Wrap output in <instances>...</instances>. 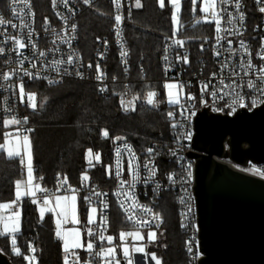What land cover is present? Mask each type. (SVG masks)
Listing matches in <instances>:
<instances>
[{
	"label": "built area",
	"instance_id": "2783aa9c",
	"mask_svg": "<svg viewBox=\"0 0 264 264\" xmlns=\"http://www.w3.org/2000/svg\"><path fill=\"white\" fill-rule=\"evenodd\" d=\"M98 1L110 8L111 26L107 35L96 39L90 60H87L80 48L79 23L83 11L92 8ZM250 2L253 14L249 13L251 8L244 0H229L224 5L221 0H216L215 15L210 13L211 22L208 24L211 36L201 40L197 51L191 47L192 41L183 36L171 34L162 39L160 81L163 87L168 83L173 84L179 93L178 106L170 108L167 115L171 140L166 148V159L170 169L159 168L153 146L138 153L129 142L116 138L111 148L108 177L112 185L109 189L97 187L88 180L73 188L59 175L50 186H46L41 177L32 180L37 191L32 199H26L35 204L42 205L46 198L55 196L77 195L86 206L96 209V219L82 224L84 247L65 253L64 264H116L111 250L117 249L120 242H107L110 203H114L128 225L122 230L123 243L131 244L134 231L155 232L157 225H160L162 218L156 209L159 197L164 193L172 198L177 226L184 240L186 264H198L202 253L193 193L194 160L186 153L193 151V118L197 111L209 106L208 113L232 116L237 109L244 108L251 112L264 102V82L260 79L264 77V11H261L264 0ZM134 9V0H49V15L39 19L30 0H17L15 4L13 0H0V19L6 22L0 25V47L4 49L0 53V126L5 129L4 137L22 141L30 134L27 112L34 109L35 98L26 90L30 82H41L47 87L65 82L90 84L102 99L118 95L122 113H130L137 101L143 103V99H139L132 90V81L126 77L130 53L125 30ZM241 15L242 20L239 19ZM117 16L120 17L119 21ZM12 24L17 27L12 28ZM28 32L32 33L30 40L26 36ZM228 41H231L230 45ZM229 47L232 52L226 50ZM217 52L221 54L217 55ZM39 53L44 55L40 56ZM69 56L72 57V64L67 63ZM112 56L124 78L111 74L109 62ZM241 63L243 68L240 67ZM25 72L32 73V77L25 76ZM233 72L238 75L233 76ZM97 76H101V79L97 80ZM249 80L255 83V88L247 87ZM233 81L238 87H227ZM213 92L216 95H212ZM237 93L244 97V106L233 103ZM252 100L257 101L256 106L252 105ZM167 107L165 100L159 104V108ZM170 112L172 115H169ZM126 146L136 157L135 178L128 169L129 154L124 151ZM117 148L121 149L120 176L116 175ZM149 149H152L151 153ZM18 158L22 165L23 160ZM220 160L239 172L264 180V163L247 162L248 166H242L234 164L227 157ZM145 164L154 169V175L150 176ZM31 171H34L33 166ZM90 195L91 202L85 199ZM19 211L20 201L11 207L12 213L18 214ZM88 243L93 244L91 249L87 248Z\"/></svg>",
	"mask_w": 264,
	"mask_h": 264
},
{
	"label": "trees",
	"instance_id": "16d2710c",
	"mask_svg": "<svg viewBox=\"0 0 264 264\" xmlns=\"http://www.w3.org/2000/svg\"><path fill=\"white\" fill-rule=\"evenodd\" d=\"M39 19L49 15V0H30ZM252 6L250 0H244ZM132 13L126 25L125 37L130 53L129 71L126 77L132 81L134 93L143 97L130 113H122L118 95L100 98L90 84L65 82L47 87L41 82L28 83L26 90L36 98L35 108L27 112L32 146L34 177H41L46 186L54 183L56 175L77 188L87 176L90 184L109 189L111 180L106 168L110 164L113 140L122 138L138 153L153 146L156 163L161 170L170 169L166 148L171 140V126L167 118L169 107L148 105L146 95L153 93L154 102L164 100V87L160 81L159 61L162 39L171 35L170 8L157 0H139L141 7ZM185 26L178 35L192 41L194 51L202 39L211 36L209 25L192 26L189 5L184 7ZM111 26L110 8L101 1L85 11L80 18V48L85 59L90 60L97 38L107 35ZM110 72L118 78L125 75L112 56ZM107 133V135H105ZM4 128L0 126V144ZM99 155V162L88 168L87 152ZM23 177L18 157H6L0 151V204L14 199L15 186ZM81 199V197H80ZM82 200V199H81ZM83 201V200H82ZM84 205V204H83ZM83 205L79 216L84 219ZM110 231L115 236L127 228L122 215L113 202L110 203ZM156 212L162 221L156 229V239L148 248L160 259V264H186L183 252V236L177 226V215L170 194H161ZM20 230L10 237L0 235V252L11 264H27L30 254L35 264H64V252L55 238L52 218L49 214L40 218L36 206L28 199L20 201ZM16 250V252H14Z\"/></svg>",
	"mask_w": 264,
	"mask_h": 264
},
{
	"label": "water",
	"instance_id": "95a60500",
	"mask_svg": "<svg viewBox=\"0 0 264 264\" xmlns=\"http://www.w3.org/2000/svg\"><path fill=\"white\" fill-rule=\"evenodd\" d=\"M207 110L193 118V151L186 153L194 160L198 264H264V180L220 160L264 163V102L232 116ZM0 264H11L1 252Z\"/></svg>",
	"mask_w": 264,
	"mask_h": 264
},
{
	"label": "rangeland",
	"instance_id": "374dc122",
	"mask_svg": "<svg viewBox=\"0 0 264 264\" xmlns=\"http://www.w3.org/2000/svg\"><path fill=\"white\" fill-rule=\"evenodd\" d=\"M98 3V2H97ZM96 3V4H97ZM164 3L170 8V25H171V34L176 36L185 26L184 21V7L186 3H188V14L190 15V21L192 26H205L211 22L210 13H214L216 10V0H197L196 4L194 5L192 0H177L176 3H173V0H165ZM95 4V5H96ZM158 4L160 5V0H158ZM161 6V5H160ZM167 85H172L171 88L167 87ZM139 99H143L138 94H136ZM164 100L167 102L169 108L176 107L178 104H171L168 101L170 99L178 100L179 101V93L176 90L175 86L171 83L165 84L164 86ZM31 96V94H30ZM149 94L146 95V100L148 103ZM153 103L149 104L152 107H158L159 102H154L153 96L151 97ZM164 100L162 102H164ZM31 101V100H30ZM34 107L36 105V98L33 101ZM4 136H5V129H4ZM27 138V139H25ZM0 151H2L6 157H20L23 160L22 167L24 169L32 167V146H31V139L30 135H27L23 138L22 141L18 139H8L5 138L0 144ZM99 155L92 154L91 152H87L85 155L86 161L88 163V168L94 167V163H98L99 159H97ZM100 158V157H99ZM109 166L106 168L107 175L109 174ZM32 180H34V175L32 176ZM86 178V179H85ZM83 179L86 181L87 176L84 175ZM30 197L32 196V188L29 187L28 189ZM22 193V191H21ZM24 195V193H22ZM18 194L15 193L14 199L10 202L0 204V210L2 209L3 212H11V207L20 198H25L26 195L21 196L18 198ZM28 197V195H27ZM36 205L37 214H39L40 218H43L44 215L48 212L47 204L44 205ZM57 221H55L54 224ZM20 230V220L19 218H15L14 216L10 218H5V215L0 214V234H4L7 236H14ZM157 231V230H156ZM156 231L154 236L150 238L149 232L144 230L135 233L134 242L132 245L122 244L120 249V257H116L115 251L112 249L111 252L114 254L115 259L117 260L116 264H120V261H123L124 264H160V259L158 255L154 252H149L148 248L153 245V242L156 239ZM55 236L61 240V249L63 252H66L69 248L68 243L65 242L66 233L61 228H57L55 231ZM151 239V240H150ZM151 242V243H150ZM27 264H35V259L32 254L27 257Z\"/></svg>",
	"mask_w": 264,
	"mask_h": 264
},
{
	"label": "crops",
	"instance_id": "0c3cea01",
	"mask_svg": "<svg viewBox=\"0 0 264 264\" xmlns=\"http://www.w3.org/2000/svg\"><path fill=\"white\" fill-rule=\"evenodd\" d=\"M23 169V177L20 181L16 183L15 186V193H17L20 198L21 196L26 195L25 198H20L19 200H16V202L21 201L22 199H26L27 195L28 198L32 199L35 194H36V187L32 185V176L33 172L31 171V168H22ZM29 187L32 188V196L30 197L28 189ZM24 193V195L21 193ZM14 193V195H15ZM75 197V199H72V197ZM47 201V206H48V212L46 214H49L52 218V223H53V231H54V236H55V231H56V226L57 228H61L65 231L66 237L65 242L68 243L69 248L66 252L72 251L73 249L77 248H82L83 246V234H82V224L86 221H94L96 219V211L92 212V207L86 206L83 201L80 199L79 196L77 195H69V196H55L52 198H46ZM44 200V201H45ZM32 202V200H30ZM35 204L34 202H32ZM45 203L43 202L42 205ZM83 205L84 208V219H81L79 216V207ZM36 206V205H35ZM1 215H5V218H10L14 216L15 218H19L20 220V215L19 214H14L12 212H3V210H0ZM39 215V214H38ZM40 217V216H39ZM89 217H91V220H89ZM55 221H57V224H54ZM140 232V231H134L133 232V239L131 244H126V245H132L134 242V237L135 233ZM149 233H152L154 231H148ZM4 235V234H0ZM55 238L60 242L61 240L55 236ZM118 240L120 242V245H118L117 249H113L115 251V254L117 255L116 257H120V249L119 247L123 243V236H122V230L118 232V235L115 236L114 234L109 231L107 235V242L110 244L112 241ZM151 240V239H150ZM151 243V242H150ZM16 252V250H14ZM114 256V254H113ZM123 261H120V264ZM124 264V262H123Z\"/></svg>",
	"mask_w": 264,
	"mask_h": 264
},
{
	"label": "snow or ice",
	"instance_id": "6c2138e0",
	"mask_svg": "<svg viewBox=\"0 0 264 264\" xmlns=\"http://www.w3.org/2000/svg\"><path fill=\"white\" fill-rule=\"evenodd\" d=\"M16 2H17V0H13V4H15ZM176 2H177V0H173V3H176ZM192 2H193V4L195 5L196 2H197V0H192ZM228 2H229V0H221V4H222V5L227 4ZM160 5H161V7L164 6V0H160ZM136 7H137V8L141 7V5H140V3H139V0H137ZM12 11H13L14 14L16 13V9H15V7H13ZM261 11H264V8H262ZM213 15H215V13H213ZM116 19H117V21H119V20H120V17L117 16ZM239 19L242 20V19H243V16L241 15V16L239 17ZM5 23H6V22H5L3 19H0V25H4ZM229 23H231V21H229ZM11 27L15 29V28L17 27V25L12 24ZM74 27H75V26L73 25V28H74ZM217 27L219 28V25H218ZM26 36H27V39L30 40V39L32 38V33H31V32H28V33L26 34ZM16 43L19 44L20 41L17 40ZM217 43H219V38L217 39ZM228 43H229V45H230V44H231V41H228ZM241 45H243V41H241ZM226 50H227L228 52H232V51H233V50L231 49V47H229V48L226 49ZM3 51H4V49H3L2 47H0V53H3ZM220 54H221L220 52H217V55H220ZM39 55H40V56H43L44 53H39ZM122 55H123V53H122ZM184 60H185V62H187V56L184 57ZM67 63H68V64H72V63H73V60H72V57H71V56L68 57V59H67ZM89 66H90V65H89ZM251 66H252V65H251V60H249V61H248V67L250 68ZM33 67H35V64H33ZM224 67H227V65H224ZM240 67H241V68L244 67L243 63H241ZM78 74H79V73H78ZM24 75H25V76H28V77H30V78L32 77V73H30V72H25ZM232 75H233V76H236V75H238V73L233 72ZM96 79H97V80H100V79H101V76H97ZM260 79H261V82H264V77H261ZM223 83H224V81L221 80V84H223ZM167 87L171 88L172 85H167ZM205 87H207V85H205ZM227 87L232 88V89H235L236 87H238V85L235 83V81H233L231 84L227 85ZM247 87H248L249 89H253V88L256 87V85H255V83H254L252 80H249L248 83H247ZM21 90H22V85H21ZM153 95H154L153 93H149V98H148V103H149V104H152V103H153V101H152V99H151V97H152ZM212 95H216V93L213 92ZM243 100H244V97L241 96L239 93H237V94H236V97L233 99V103H240L241 106H244V104H243ZM168 102L171 103V104H178V103H179L178 100H173V99H170ZM121 103H122V105H123V103H124L123 100L121 101ZM251 103H252L253 106H256L257 101H256V100H252ZM125 110H127V106H125ZM169 115H172V113L170 112ZM105 135H107V133H105ZM25 139H27V138H25ZM117 139H120V138H117ZM124 151H127L128 154H129L128 169H129L130 172L133 173V176H134V178H135V169H136V163H135V160H136V157L134 156V154L131 152V150H130L127 146L125 147ZM148 151L151 153L152 149H149ZM120 152H121V149L117 148V171H116V175H117V176H120V175H121V169H120V166H119V165H120V158H119V156H120ZM97 159H99V157H97ZM144 167H145V168H148V165L145 164ZM148 171H149V173H150V176L155 174V173H154V169H152V168H148ZM85 179H86V178H85ZM97 195H99V194H97ZM72 199H75V197L73 196ZM85 199H87L89 202H91L92 197H91V195H90V196L86 197ZM44 203L47 204V201L45 200ZM95 211H96V209L93 208V209H92V212H95ZM89 220H91V217H89ZM157 227H158V225H157ZM149 236H150V238H152V237L154 236V233H150ZM92 247H93V244H92V243H88L87 248H88V249H91Z\"/></svg>",
	"mask_w": 264,
	"mask_h": 264
}]
</instances>
